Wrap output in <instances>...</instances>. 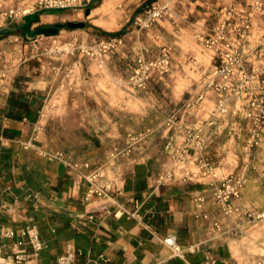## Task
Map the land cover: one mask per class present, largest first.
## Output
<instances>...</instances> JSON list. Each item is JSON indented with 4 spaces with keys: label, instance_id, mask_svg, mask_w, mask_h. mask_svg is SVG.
<instances>
[{
    "label": "crops",
    "instance_id": "obj_1",
    "mask_svg": "<svg viewBox=\"0 0 264 264\" xmlns=\"http://www.w3.org/2000/svg\"><path fill=\"white\" fill-rule=\"evenodd\" d=\"M11 1L0 0V4ZM118 1L100 0L84 11L96 37L106 36L109 30L122 34L121 25L113 24L116 17L109 15ZM194 2L188 8L191 24L202 26L201 13L208 26L215 4ZM37 15L31 23H44L56 16L45 11H37ZM22 23L16 27L20 33ZM3 29H7L3 33L13 30ZM83 61L80 71L66 80L67 89L60 88L55 65L52 71L37 74L33 59L20 54L8 56L4 71H0V233L5 228L14 231L12 237H1V241L7 245L25 238L20 230L33 225L43 242L34 257L41 263L55 262L69 247L76 251L74 264H242L234 251L235 238L226 230L210 232L216 219L214 205L206 199L200 206L195 198L207 194L206 180H184L177 166L172 179L156 181V174L170 165L167 149L162 148L167 138L164 114L159 112L153 119L162 132L149 136L158 147L119 149L124 133L133 125L150 124L151 105L130 107L134 95H117L104 82L111 75L96 64L95 57ZM182 94L179 91L177 97ZM203 94L198 106L183 109L178 102L170 124L181 128L175 129L171 139L180 144L182 127H199L207 154L220 162L230 159V164L236 165L237 156L221 144L237 125L235 117H215L211 113L214 92L203 89ZM45 98L47 114L41 117ZM119 111L126 120L118 118ZM57 151L74 165L52 156ZM258 173V180L247 176L239 198L244 204H258L242 197L251 184L252 189L263 188L264 173ZM92 186L101 193H90ZM222 223L231 226L235 220ZM168 234L188 247L183 255H172L163 243ZM16 248L33 257L28 244ZM4 249L11 251L10 247Z\"/></svg>",
    "mask_w": 264,
    "mask_h": 264
},
{
    "label": "rangeland",
    "instance_id": "obj_2",
    "mask_svg": "<svg viewBox=\"0 0 264 264\" xmlns=\"http://www.w3.org/2000/svg\"><path fill=\"white\" fill-rule=\"evenodd\" d=\"M36 1L12 0L0 4V71H4L8 56L20 54L33 59L37 74L52 71V64L55 65L60 88L67 89L66 80L80 71L84 58L95 57L96 64L111 75L104 82L117 95L135 96L128 102L130 107L137 109L147 102L151 105L150 124L133 125L124 133L119 149L137 151L147 145L158 147V142H150L149 136L162 132L153 119L158 118L159 112L164 114L163 130L167 138L162 148L167 149L165 155L170 165L159 171L156 178L167 169L175 173L179 166V177L184 180H206L207 194L200 193L195 198L200 206L206 199L214 205L216 219L211 225L218 222L219 228L213 232L226 230L235 238L234 251L242 264H264V182L262 189H252L251 184L242 195L255 200L257 205L239 200L248 174L258 180V171L264 173V0H259L260 5L255 0L228 2L243 6L247 14L248 25L239 31L243 36L233 42L231 38H238V31L220 32L212 26L218 20L217 13L210 16L212 22L208 26L206 15L201 13L198 17L205 21L202 26L191 24L188 8L196 4L194 0H119L109 15L116 17L113 24L121 25L122 34L109 30L101 38L94 35L92 24L84 16V11L100 0L85 1L75 7L40 9L38 12L56 16L44 23H30V27L68 20L83 21L84 25L61 26L51 35H22L19 27L16 28L24 22L19 11ZM200 1H203L200 5L214 3L213 7L222 4L221 0ZM163 5L166 7L161 8ZM153 6L157 10L161 8L159 16L148 15ZM5 27L13 30L3 33ZM150 62L153 64L146 70L144 84L138 85ZM189 89L198 91L190 93ZM203 89L214 92L211 113L215 117H235L237 125L230 128L231 133L221 144L237 156L236 165H231L230 159L220 162L207 154V142L199 127H182L184 138L180 144L171 139L175 129L181 128L167 124L176 114L174 108L180 102L183 109L186 102L193 103L190 107L198 106L204 97ZM179 91L183 94L177 97ZM47 100L44 99L43 117L47 114ZM118 118L127 119L122 111L118 112ZM130 136H134L133 141ZM229 218L235 223L224 227L223 220Z\"/></svg>",
    "mask_w": 264,
    "mask_h": 264
},
{
    "label": "built area",
    "instance_id": "obj_3",
    "mask_svg": "<svg viewBox=\"0 0 264 264\" xmlns=\"http://www.w3.org/2000/svg\"><path fill=\"white\" fill-rule=\"evenodd\" d=\"M89 1V0H37L33 5L26 6L22 8L19 12L21 13V16L37 12L40 9H48V8H59V7H75L77 5H81L82 2ZM229 1L235 2L238 0H221L222 4L217 5L215 7V13L219 15L218 20L212 25L215 26L216 29H218L220 32H223V30H235L238 31V38H231L230 42L233 41H240L241 37L243 36V32L245 27L248 25L247 23V14H245V9L242 7H239L238 5H231V3L228 4ZM240 1V0H239ZM255 3H258L259 5L261 2L259 0H255ZM219 4V3H218ZM166 7V5H163L161 8ZM20 7H17L19 9ZM161 8L156 9L155 6H153L152 9L149 10L148 15L150 17L159 16L161 14ZM258 8V7H257ZM10 12L13 11V9L9 10ZM214 11H212L213 13ZM6 13V12H4ZM235 16H238V19L236 20ZM212 40V38L210 39ZM153 63L150 62L149 65L146 66L143 70V75L140 77V81L137 83L138 85H143L145 78H147L148 73H146V70L150 68V65ZM185 109L187 107L190 108V106H193L192 102H186ZM39 115L41 117L44 116L43 109L39 112ZM175 118V115H174ZM174 118H170L167 120V124H170L171 121ZM130 141H133L134 136L129 137ZM52 156L58 157L60 159H63L66 161L69 165H74L70 160L67 158H64L62 153L57 151L52 154ZM175 173L174 171L167 169L163 174L159 175V177L156 178V181L158 183H163L172 177H174ZM89 192H97L101 193V189H98L95 186H92ZM219 228L218 222H214L213 225L210 227V232L212 234L215 229ZM14 234V231L10 228H5L0 233V264H74V259L76 255V251L72 248H67L63 253L59 254L53 263H41L36 260H34V257H36L40 251V249L43 247V242L41 241L39 234L37 232V229L33 226H25L23 229L20 230V234L23 235L25 238H19L15 241L8 243L5 245L1 241V237H12ZM163 243L170 249V252L172 255H183V252L188 247H184L181 245L177 239L174 237V235L168 234L162 238ZM24 244H28L31 247L33 257H29L28 254L20 248ZM4 247H10L11 251H7L4 249Z\"/></svg>",
    "mask_w": 264,
    "mask_h": 264
},
{
    "label": "water",
    "instance_id": "obj_4",
    "mask_svg": "<svg viewBox=\"0 0 264 264\" xmlns=\"http://www.w3.org/2000/svg\"><path fill=\"white\" fill-rule=\"evenodd\" d=\"M38 18L37 12L27 13L23 15L24 22L22 23L23 30L21 31L22 35L26 36H34L35 34H45V35H51L56 34L61 26H68V27H74V26H83V21H62V22H56L51 25H37L35 27H30V23L33 21H36ZM3 31H7V29H3Z\"/></svg>",
    "mask_w": 264,
    "mask_h": 264
}]
</instances>
